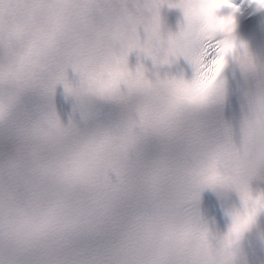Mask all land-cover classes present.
<instances>
[{
  "label": "clouds",
  "instance_id": "obj_1",
  "mask_svg": "<svg viewBox=\"0 0 264 264\" xmlns=\"http://www.w3.org/2000/svg\"><path fill=\"white\" fill-rule=\"evenodd\" d=\"M215 2L0 0V264H235L264 213V61L234 18L222 69L235 63L246 85L229 120L214 111L223 81L198 89L167 71ZM164 8L181 13L175 29ZM204 189L238 197L222 233L185 210ZM124 196L156 210L92 246Z\"/></svg>",
  "mask_w": 264,
  "mask_h": 264
},
{
  "label": "snow or ice",
  "instance_id": "obj_2",
  "mask_svg": "<svg viewBox=\"0 0 264 264\" xmlns=\"http://www.w3.org/2000/svg\"><path fill=\"white\" fill-rule=\"evenodd\" d=\"M250 2L255 4L256 0H250ZM224 6L232 8L233 13L239 10L232 0H216L207 12V23L199 38L196 50L188 55V59L195 69V86L198 89H205L214 84L233 48L230 33L233 30L234 14L227 16L214 14V9ZM245 198L248 199L247 196ZM258 202L257 199L256 203ZM255 210L254 204L251 211Z\"/></svg>",
  "mask_w": 264,
  "mask_h": 264
},
{
  "label": "bare ground",
  "instance_id": "obj_3",
  "mask_svg": "<svg viewBox=\"0 0 264 264\" xmlns=\"http://www.w3.org/2000/svg\"><path fill=\"white\" fill-rule=\"evenodd\" d=\"M249 2L250 0H232V3L235 4L237 7H241L242 5Z\"/></svg>",
  "mask_w": 264,
  "mask_h": 264
}]
</instances>
